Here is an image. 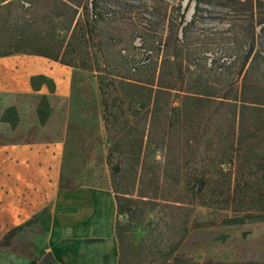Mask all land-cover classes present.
Returning <instances> with one entry per match:
<instances>
[{
    "label": "rangeland",
    "instance_id": "rangeland-1",
    "mask_svg": "<svg viewBox=\"0 0 264 264\" xmlns=\"http://www.w3.org/2000/svg\"><path fill=\"white\" fill-rule=\"evenodd\" d=\"M257 1L261 4L256 5ZM229 3L224 10L207 8L194 25L187 26L195 11L193 0H106L93 39L87 44L74 41L66 55L65 60L75 69L87 71L89 82L96 77L94 71L85 70L89 67L100 72L105 85L112 77L117 81L104 90L109 127L107 136L104 124L103 146L119 167L113 189L123 206L131 209L118 215L116 226L128 263L264 264V221L218 224L222 217L234 215L233 208L264 207V189L261 194V189L251 185L253 180L245 177L247 194L240 200L242 204L226 210L214 200L225 197L228 185L217 175L214 163L204 160L215 154L223 156L232 148L264 153V136L257 139L262 133L255 128L264 122L261 112L246 111L249 134L242 144L233 143L239 134L241 95L247 101L264 103V59L256 56L249 68L251 58L243 72L254 35L252 55L264 49V0H253V12L251 5ZM68 36L67 32L59 34ZM233 54L239 59L222 77L204 68L212 60L220 67ZM201 75L208 78L203 87L209 85L212 94L237 99L235 106L205 99L191 101L189 92L203 91ZM134 83H146L153 89ZM158 85L166 87V92ZM152 97V110L136 104H147ZM182 101L186 108H180ZM203 177L210 184L201 197L197 190ZM181 202L190 205L178 208ZM214 223L217 225L211 226ZM19 233L15 228L0 237V264H31L32 235L18 238Z\"/></svg>",
    "mask_w": 264,
    "mask_h": 264
},
{
    "label": "crops",
    "instance_id": "crops-1",
    "mask_svg": "<svg viewBox=\"0 0 264 264\" xmlns=\"http://www.w3.org/2000/svg\"><path fill=\"white\" fill-rule=\"evenodd\" d=\"M86 72L0 57V237L32 235L31 264H119L103 107Z\"/></svg>",
    "mask_w": 264,
    "mask_h": 264
},
{
    "label": "trees",
    "instance_id": "trees-1",
    "mask_svg": "<svg viewBox=\"0 0 264 264\" xmlns=\"http://www.w3.org/2000/svg\"><path fill=\"white\" fill-rule=\"evenodd\" d=\"M195 2L194 14L192 20L187 23V26L194 25L199 13L207 11L209 7H219L221 9H228L229 2H238L242 5H251L250 8L253 12V0L239 1V0H193ZM0 0V57L9 56L14 54H32L41 55L50 60L59 62L63 65L73 67L71 61H66V55L70 48L74 46V41L81 42L82 44L89 43L88 40L93 39V32L95 30L96 22L102 20V14L100 13V7L106 0ZM28 6H26V4ZM261 4L260 1L256 2V5ZM61 32H67L69 34L68 38H61L59 34ZM254 43L253 47L246 52L245 61L243 63L244 68L248 64L249 68L255 61L256 56L264 59V49L257 51L253 56V48L255 45V35L253 37ZM239 57L237 54L231 55L230 59L221 64L220 67L217 66L213 60L207 65H205L206 70L210 73H214L219 77L225 74V70L231 68L237 61ZM132 65L130 64V67ZM196 66V65H194ZM133 71H136V67L133 65ZM84 69V68H83ZM93 68L89 67L88 71H94L96 74V81L98 84L100 92L101 105L103 107V120L106 128V133L108 136V116L106 115V101H104L103 95L105 87L114 85L117 81L112 77L109 80V84L105 85L103 77L99 75L98 70H91ZM250 70L245 72L243 77V87L247 84V78ZM207 78V77H206ZM264 80V77H263ZM217 81V80H216ZM208 82V78L205 79L202 75L200 76L199 83L203 91L201 92H189L187 96L191 97V101H203L206 102L218 101L220 105L228 104L234 105L237 99H232L225 96H218L210 92L209 85L204 86ZM203 83V84H202ZM137 86H142V89L152 90L153 88L149 84L134 83ZM151 85V84H150ZM159 86V85H158ZM158 88L162 92H166V87L159 86ZM244 89V88H243ZM102 97V98H101ZM233 102V103H232ZM242 107L239 112V134L233 140V143L240 145L245 134H249L245 129V115L246 111L261 112L264 113V103H256L247 101L244 94L241 95ZM139 108L152 110L155 106V97L150 98L149 102L141 103L136 102ZM180 108H186V104L182 101ZM259 106V107H257ZM175 112L178 111V107H173ZM151 113V112H150ZM146 115V113H144ZM151 115V114H150ZM41 122H44V116L41 114ZM148 127H150L151 118L148 119ZM128 125V123H127ZM129 127V126H128ZM130 128V127H129ZM256 131L262 133L258 134V138L264 136V122H258L255 125ZM140 138V147L143 144V138L146 137V132ZM261 140V139H260ZM215 154L204 160H208L214 163V167L217 170V175L224 179L228 185L225 197L220 200L218 197L214 200L215 203L224 204V209L228 210L234 205H240V200H244V195L247 194L246 188L244 187V178L248 177L253 180L251 184L256 189H261L263 193L264 189V153H253L244 151L240 148H232L231 152L218 156ZM254 163V165H252ZM107 164L109 166L111 181L113 184V178L118 174L119 167L114 165L112 161V152L107 150ZM223 166H227L226 170H223ZM210 184V181H208ZM207 180H202L201 187L197 190V194H201V197L205 194L206 186L208 185ZM250 182V180H249ZM225 184V183H224ZM250 183H248V186ZM113 188V185H112ZM248 188V187H247ZM116 200L118 203V215L124 214L125 211H130V206L124 207L120 202L119 194L113 189ZM260 191V190H259ZM260 193V192H258ZM223 194V193H222ZM124 200L126 195L122 196ZM143 197V196H141ZM145 198V197H143ZM263 198V197H261ZM252 201V199L247 200V202ZM261 202V201H260ZM190 203L181 202V206L178 208H185ZM242 208V207H241ZM233 208V216L222 217L218 224L234 226V225H244L246 223H255L264 221V207H257L255 210ZM217 225L216 223L211 224V226ZM201 227L197 225L196 228ZM120 242V259L119 264H131L127 262L125 254L122 250V241ZM178 247V245L176 246ZM176 247L173 248L176 250Z\"/></svg>",
    "mask_w": 264,
    "mask_h": 264
},
{
    "label": "built area",
    "instance_id": "built-area-1",
    "mask_svg": "<svg viewBox=\"0 0 264 264\" xmlns=\"http://www.w3.org/2000/svg\"><path fill=\"white\" fill-rule=\"evenodd\" d=\"M26 4V3H25ZM26 6H28V4H26Z\"/></svg>",
    "mask_w": 264,
    "mask_h": 264
}]
</instances>
